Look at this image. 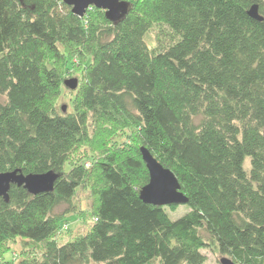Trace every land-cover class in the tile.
Wrapping results in <instances>:
<instances>
[{"label": "trees", "instance_id": "1", "mask_svg": "<svg viewBox=\"0 0 264 264\" xmlns=\"http://www.w3.org/2000/svg\"><path fill=\"white\" fill-rule=\"evenodd\" d=\"M124 2L112 22L62 0H0V173L55 176L45 193L0 197V259L20 240L43 249L18 264H204L206 249L264 264V0ZM154 26L169 43L146 45ZM140 147L178 180L180 218L139 199ZM69 215L89 230L56 242Z\"/></svg>", "mask_w": 264, "mask_h": 264}, {"label": "water", "instance_id": "2", "mask_svg": "<svg viewBox=\"0 0 264 264\" xmlns=\"http://www.w3.org/2000/svg\"><path fill=\"white\" fill-rule=\"evenodd\" d=\"M64 4L71 8V12L78 17H82L84 12L92 7L105 11L107 19L112 22L124 17L127 13L128 3L122 0H62ZM248 16L261 21L257 14V7L251 6ZM65 86L74 91L78 85L77 80L68 79L63 82ZM65 109H62L64 112ZM141 158L148 170V183L139 190V199L144 204L153 206L170 207L186 205L187 198L180 191L178 180L168 169H164L157 159L153 158L146 148L140 147ZM55 176L50 172L42 175L24 176L18 170L0 173V197L8 201V192L11 185L24 187L31 195L45 193L51 190ZM220 264H234L230 259L221 258Z\"/></svg>", "mask_w": 264, "mask_h": 264}, {"label": "rangeland", "instance_id": "3", "mask_svg": "<svg viewBox=\"0 0 264 264\" xmlns=\"http://www.w3.org/2000/svg\"><path fill=\"white\" fill-rule=\"evenodd\" d=\"M126 0H123V2ZM156 35H160V44H167L169 43V37L167 34V29L165 27H159L154 26L150 33H147L145 36V43L146 45L151 48L155 47L157 45L156 43ZM77 79V77L68 76L66 80L68 79ZM61 97L57 100L56 106L58 110L65 109L64 112H70L71 111V100L74 97L73 92H70L68 88H65L61 92ZM127 137L124 135L116 139L118 143H122L123 141H126ZM128 141V140H127ZM86 162L88 165L91 162ZM249 161L247 160L244 164L246 171L250 169V165L248 164ZM67 169V166H66ZM74 203L77 205L79 213L83 212L82 215H86V210L88 209L89 200L87 191H85V188H79V190L76 192ZM59 210V209H58ZM187 212V208L185 205L177 206L174 210L166 208V214H168L169 218L171 220H175L180 218L182 215H184ZM85 217V216H84ZM82 222L78 221V218L74 217V215H69L67 218L66 223H63L61 225V228L58 232V234L54 237L56 242H67L70 241V239L76 238L78 236H81L82 234H85L88 232V228L90 226L89 222H85L84 218H80ZM67 229V231L65 230ZM68 232L67 234L62 232ZM8 249L9 252L3 255V258L0 259V264H3V261L18 264L19 261L25 259L26 257H32L35 259H40L42 254L43 246L41 247L34 246L32 243H23L20 240H14L13 242L8 243ZM202 255L206 258V262L204 264H220V259L223 258L222 256L213 253L209 249L201 251Z\"/></svg>", "mask_w": 264, "mask_h": 264}]
</instances>
